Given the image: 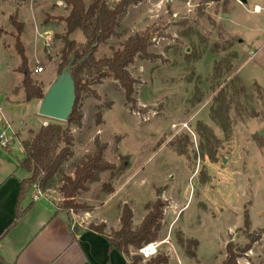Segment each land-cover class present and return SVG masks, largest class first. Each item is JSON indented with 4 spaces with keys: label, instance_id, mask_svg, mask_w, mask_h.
<instances>
[{
    "label": "rangeland",
    "instance_id": "374dc122",
    "mask_svg": "<svg viewBox=\"0 0 264 264\" xmlns=\"http://www.w3.org/2000/svg\"><path fill=\"white\" fill-rule=\"evenodd\" d=\"M25 1L0 3V12L5 11L0 16V86L10 85L13 100L5 106L0 91V107L18 129L16 140L7 132V138L15 140L11 152L16 160L23 156L21 140L30 129L38 132L43 122L56 123L40 115L42 101L25 99V70L15 49L17 31L9 18L13 5H19L18 15ZM32 2L39 3L38 9L29 15H36L40 28L49 33L40 37L39 46L28 32L22 42L32 79L46 93L59 76L64 42L56 36L65 35L62 19L70 8L61 1L54 6L56 0ZM92 2L85 0L88 7ZM257 5L264 8V0H250L248 5L237 0H136L96 54L97 59L112 57L130 37L151 34V58L139 55L128 67L136 80V107L126 103L124 91L112 77L100 84L92 79L89 91L95 94L83 93L79 98L81 123L70 125L75 157L65 165L72 175L97 144L105 147L104 158L116 170L104 173L78 202L94 210L109 195L102 189L104 184L118 191L106 215L113 218L119 210L120 223L111 219L113 227H109L86 219L88 227L105 225L107 235L120 230L125 204L133 209L136 229L139 218L148 213L146 205L157 198L166 203L155 243L160 246L157 255L147 259L140 250L129 249L130 256L142 257L141 264L159 255L169 256V264H224L227 245L233 242L243 248L249 242L247 234L261 236L238 264H264V10L255 14ZM21 11L27 30L32 29L28 12ZM72 38L85 43L80 31ZM40 67L43 73H36ZM216 67H220L218 77ZM45 194L61 204L58 187ZM93 210L64 213L80 221ZM178 236L199 242L197 259L184 254Z\"/></svg>",
    "mask_w": 264,
    "mask_h": 264
},
{
    "label": "trees",
    "instance_id": "16d2710c",
    "mask_svg": "<svg viewBox=\"0 0 264 264\" xmlns=\"http://www.w3.org/2000/svg\"><path fill=\"white\" fill-rule=\"evenodd\" d=\"M56 1H61L70 8L69 15L62 19L66 24V33L62 36H56L57 39L64 42L58 75L67 68L71 71L76 84V104L68 122L42 125L32 138L22 141L24 157L19 163L18 170L28 174V177L21 182L16 220L0 239L16 227L29 211L31 205L23 209L22 204L34 192L35 188L40 189L45 194L58 187L62 195V202L58 207L57 214L62 212L68 214L86 213L93 210L90 206L78 202V198L81 194L89 191L90 185L101 182V176L104 173L113 172L116 167L105 160V147L97 144L95 152L87 155L75 167L72 175L65 171V165L74 157V137L70 125L81 123V115L77 112L79 98L83 93L95 94L94 91H89L92 79L95 83L100 84L102 80L112 77L124 91L126 103L136 107L137 101L134 99L136 80L130 74L128 67L134 63L139 55L151 58L149 55L151 34L148 31L130 37L122 49L116 51L112 57L96 58L100 46L115 34L119 17L126 12L129 4L136 0H118L114 3H111L110 0H93L89 7L85 0ZM10 20L17 31L15 49L21 58L23 70H25L23 89L26 102L42 101L45 93L33 81L32 74L28 70V58L22 42L24 24L18 20V15L12 16ZM78 31L82 32L85 37L83 44H79L72 38ZM216 72L217 77L220 76V67H216ZM97 116L99 124H101L99 112ZM102 189L109 195L114 193V187L111 184H104ZM166 206V203L159 198L154 203L146 205L148 213L136 229L133 228L134 214L128 204L122 207L120 230L107 235L105 234V225H92L89 228L107 239L110 250H116L129 257L130 264H141L142 257L138 254L130 256L129 249L134 248L138 252L144 246L159 241ZM244 223L245 228L249 230L251 223L247 212ZM261 233H264V230ZM260 236V234H247L249 242L243 248H239L230 242L226 248L224 264H238V259L242 254L252 249ZM177 242L188 258L197 259L196 252L199 246L197 240L184 239L182 236H178ZM192 246L195 250H192ZM169 261V256L159 255L147 264H169Z\"/></svg>",
    "mask_w": 264,
    "mask_h": 264
},
{
    "label": "crops",
    "instance_id": "0c3cea01",
    "mask_svg": "<svg viewBox=\"0 0 264 264\" xmlns=\"http://www.w3.org/2000/svg\"><path fill=\"white\" fill-rule=\"evenodd\" d=\"M4 1L7 0H0L2 6H4ZM23 4V8L19 9L18 12L19 21L24 24L22 38L28 32L32 38L31 40L39 46L40 37L45 35V33H49L40 28L36 15H29L30 11L34 12V9H38L39 3L27 0ZM53 5L59 7V2L56 1ZM13 7V10H11L13 12L9 17L10 19L17 14L19 5L14 4ZM2 9L4 10V8ZM2 9L0 16L5 15V11L3 12ZM21 10L28 12L27 16L30 17V23L32 22L33 24L32 29L27 30V25L21 14ZM10 34L14 38L13 32ZM0 38L2 39L1 36ZM3 41L2 45L5 43ZM2 45L1 50H4ZM0 91L4 92L3 100L5 106L12 104L11 102L13 100L10 99V85L2 83ZM39 105H41V102H39ZM0 109L2 112V107ZM3 117L13 128V119L7 115H3ZM13 130L16 132L18 129L13 128ZM36 133V131L30 129L28 137L21 140V148L22 141L32 138ZM16 134L18 135V133ZM16 134L15 140L20 138L19 136L16 137ZM12 148L13 145L11 143L9 148L0 149V238L16 220L21 182L28 177V174L18 170L24 153L22 158L16 160L11 152L13 151ZM117 192L115 189L114 193L107 195L103 202H101L102 205L99 208H94L92 213L81 218L80 221L78 219L72 221L63 212L57 214L59 204L52 196L45 194L38 201H33L32 195L28 196L24 200L22 208H27L30 205L31 208L19 221L18 225L5 237L0 239V264H130L127 256L116 250H110L107 239L87 226L89 220L86 219H97L99 223H105L109 227H113L111 226V224L113 225L111 219L115 221L120 215V211L118 210L119 205L116 207L118 211L115 217L108 218L106 214H110L108 208L111 205L112 197ZM144 217L142 215L139 218L140 223ZM116 222L120 223L119 219ZM76 228L78 229L76 230Z\"/></svg>",
    "mask_w": 264,
    "mask_h": 264
},
{
    "label": "water",
    "instance_id": "95a60500",
    "mask_svg": "<svg viewBox=\"0 0 264 264\" xmlns=\"http://www.w3.org/2000/svg\"><path fill=\"white\" fill-rule=\"evenodd\" d=\"M242 5L250 0H237ZM72 62V61H71ZM76 84L71 71L65 69L50 86L40 105V115L49 120L66 123L76 104ZM260 132L259 135H262Z\"/></svg>",
    "mask_w": 264,
    "mask_h": 264
},
{
    "label": "built area",
    "instance_id": "2783aa9c",
    "mask_svg": "<svg viewBox=\"0 0 264 264\" xmlns=\"http://www.w3.org/2000/svg\"><path fill=\"white\" fill-rule=\"evenodd\" d=\"M264 8L261 6H255L254 7V13L255 14H261L263 12ZM36 73H42L43 68L40 67L35 70ZM44 126L48 125V123H44ZM0 149H7L11 146L12 140H9L7 138V132L9 131L13 136H15V132L12 128V126L6 121V119L3 117L1 109H0ZM45 194L38 188H35L32 198L33 201H38L42 197H44ZM159 245L153 243L148 246H145L143 249L140 250V253L147 259L152 258L157 255L158 253Z\"/></svg>",
    "mask_w": 264,
    "mask_h": 264
}]
</instances>
